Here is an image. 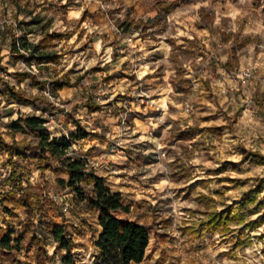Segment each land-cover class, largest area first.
Masks as SVG:
<instances>
[{"label": "clouds", "instance_id": "obj_1", "mask_svg": "<svg viewBox=\"0 0 264 264\" xmlns=\"http://www.w3.org/2000/svg\"><path fill=\"white\" fill-rule=\"evenodd\" d=\"M46 37L52 61L33 53ZM0 81V183L18 217L0 206V240L5 219L16 228L0 264H97V183L148 230L139 264H264V0H0ZM30 117L83 162V199L59 161L54 188L49 169L14 171L7 149L39 143L11 127ZM49 212L70 248L41 227Z\"/></svg>", "mask_w": 264, "mask_h": 264}, {"label": "trees", "instance_id": "obj_2", "mask_svg": "<svg viewBox=\"0 0 264 264\" xmlns=\"http://www.w3.org/2000/svg\"><path fill=\"white\" fill-rule=\"evenodd\" d=\"M45 120L40 117H30L27 121L23 123L26 128L31 130L34 135L39 138V143L36 145V150H38L43 155H50L58 159L61 164L66 168V170L71 174L72 190L77 192L81 199H83V191L78 187L80 182L85 185L89 184L90 178L82 172L84 167L83 162H72L70 160H64L63 151L68 145V140L65 138H58L49 142V136L47 129L43 127ZM15 129L23 128L21 124L16 122L13 123ZM84 135L83 131L77 134H73V139L78 136ZM9 151L17 152L21 156L24 155L27 150L26 148L17 147L14 149H8ZM62 187H65L64 181H59ZM97 191L99 192L98 204L95 206L102 207L104 209L103 215L100 217V223L103 225V234L99 237L97 241L99 249H101L100 256L96 257L97 264H131V260L135 259L136 264L143 255V249L148 243L147 240V229L140 227L138 224L130 223V219L123 218L120 214H128L130 209L127 207L121 208V197L117 193L116 195H111L107 193V190L103 188L102 185L97 183ZM255 200V199H253ZM229 215V214H228ZM231 217L226 215L225 220L227 221ZM220 220L210 221L209 226H216ZM10 233L3 236L0 240V247L10 246ZM57 240L61 242V247H71V242L65 238V231L61 226H55V230L52 233ZM122 257L118 260L117 257ZM64 260L66 264H74L75 257L69 254Z\"/></svg>", "mask_w": 264, "mask_h": 264}, {"label": "rangeland", "instance_id": "obj_3", "mask_svg": "<svg viewBox=\"0 0 264 264\" xmlns=\"http://www.w3.org/2000/svg\"><path fill=\"white\" fill-rule=\"evenodd\" d=\"M13 3H15V0H13ZM27 15H32V13L29 11L27 13ZM32 23H39V21L34 20V21H32ZM21 27L29 28V25H26V24L22 23ZM51 39H52L51 37H46L45 38V42H42L40 46H38L37 48L33 49L34 55L38 56L39 59L42 60V61H52V60L56 59V57L54 55L49 54V51H48L49 47H50ZM65 82L66 83L68 82V78L67 77H65ZM0 83H3V82L0 81ZM5 88L7 90V93L11 97L9 99V102H13V101L19 102V103L35 102L39 106V102L35 101L34 98L31 99V100L30 99H22L19 94H17L13 89L8 88L7 85H5ZM43 111L48 112V111H50V109L44 108ZM8 115H11V113H8ZM40 118H42V117H40ZM45 123H47V121ZM11 127L13 129H15L13 127V124L11 125ZM16 130H19L21 132H26L27 131L29 134H33L34 135V133L31 132V130H29L28 128H25V127L20 128V129H16ZM38 140H39V138H38ZM34 142H35V138H34ZM23 143H24V141H21V144H23ZM35 147H33L31 145H29L27 147H23V148L29 149V150H27V153H29V154L26 155L25 157H20L19 160L16 163H14V165H13L14 171L17 172V173L18 172H23V171L30 172L31 170H34V169L38 168V169L42 170V175H43V170L44 169H49V171L47 173V181L49 182L50 187L54 188L56 186L57 177L59 175V172L57 171L58 170L57 169V167H58L57 166V161H59V160L54 158V157H52V156H50V155L41 154L38 150H36ZM10 152H13V151H10ZM3 154H4V149H0V156H3ZM9 163H11V161H9ZM60 164H61V162H60ZM2 167H3V165H0V168H2ZM2 174L3 173L0 172V175H2ZM20 178H21L20 176H17V175L14 174V176L12 178L14 184H15V181L19 180ZM58 183L62 187V185H61V183L59 181H58ZM16 190L17 189H16L15 185L12 187L11 191H8L6 189V187H5V185L3 183H0V206H2L3 212L6 213L7 216L12 217L13 219H18L17 214L13 210V208L9 207L8 205L13 203V202H16V197H15ZM252 191L255 192L256 190L253 189ZM252 199H256V196L253 195ZM24 204L27 205L28 201L24 200ZM261 204H264V201H261ZM130 211H131V209H130ZM231 212H232V206L229 205L228 207L225 208L223 213L215 214L210 221H212V220L213 221L220 220V218H223V220H225L226 215L229 216L231 214ZM47 216L49 217L48 221H45L43 218L41 220V227L42 228H46L47 224L51 223L54 226H61L64 229V227L61 224H59L55 220L51 219V217H52V213L51 212L47 213ZM120 216L123 217V218L130 219V217L126 216L125 214H120ZM210 221H209V223H210ZM3 222L8 225L7 233H12V232L16 231V228L14 227L13 223L10 220L5 219ZM20 223H23V221H20ZM24 227H25V233L31 231V229L29 228L28 224H25ZM64 231H65V229H64ZM7 233H5V235ZM25 233H22L21 236L16 240L15 247H16L17 251L19 250L20 242L22 240H24V238H25Z\"/></svg>", "mask_w": 264, "mask_h": 264}]
</instances>
